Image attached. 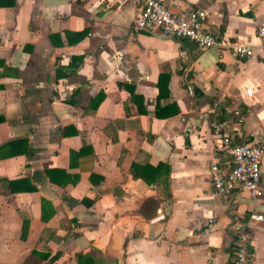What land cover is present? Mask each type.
Wrapping results in <instances>:
<instances>
[{"label":"crops","instance_id":"obj_1","mask_svg":"<svg viewBox=\"0 0 264 264\" xmlns=\"http://www.w3.org/2000/svg\"><path fill=\"white\" fill-rule=\"evenodd\" d=\"M164 2L221 44L138 29L132 0H0V264H234L238 230L264 264V151L255 199L208 169L217 122L264 147V0Z\"/></svg>","mask_w":264,"mask_h":264},{"label":"built area","instance_id":"obj_2","mask_svg":"<svg viewBox=\"0 0 264 264\" xmlns=\"http://www.w3.org/2000/svg\"><path fill=\"white\" fill-rule=\"evenodd\" d=\"M138 6L135 26L168 38L193 41L200 48L220 45L218 36L208 25L214 22L208 10L189 8L182 12L171 11L164 0H132ZM257 47L264 59V20L257 26ZM231 56L244 59L253 55L250 42H234L228 45ZM252 91L247 90L251 95ZM234 114L239 111L235 109ZM212 150L208 165L210 184L215 194L245 192L255 199L261 195L260 171L264 147L260 142L237 141L224 131L222 123L212 126ZM234 264H252L250 239L244 231L236 232Z\"/></svg>","mask_w":264,"mask_h":264},{"label":"trees","instance_id":"obj_3","mask_svg":"<svg viewBox=\"0 0 264 264\" xmlns=\"http://www.w3.org/2000/svg\"><path fill=\"white\" fill-rule=\"evenodd\" d=\"M12 182H14V181H8V183H10V184ZM25 190H27V188ZM25 230H26V225H25V222H24L23 226H22L21 237H24ZM33 254H35V253L32 252V254H31L32 257L35 256ZM26 261L36 262L31 257L26 258ZM76 261H77V264H105L103 255L101 254V252L99 250H96V249H93L91 252H86V253L79 252V253H77L76 254Z\"/></svg>","mask_w":264,"mask_h":264}]
</instances>
